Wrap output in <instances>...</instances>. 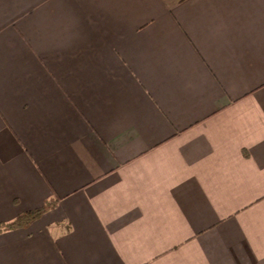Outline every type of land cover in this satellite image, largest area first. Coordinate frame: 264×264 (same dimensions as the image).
Here are the masks:
<instances>
[{
    "label": "crops",
    "instance_id": "crops-1",
    "mask_svg": "<svg viewBox=\"0 0 264 264\" xmlns=\"http://www.w3.org/2000/svg\"><path fill=\"white\" fill-rule=\"evenodd\" d=\"M50 201L0 264H264V0H0V225Z\"/></svg>",
    "mask_w": 264,
    "mask_h": 264
},
{
    "label": "trees",
    "instance_id": "trees-1",
    "mask_svg": "<svg viewBox=\"0 0 264 264\" xmlns=\"http://www.w3.org/2000/svg\"><path fill=\"white\" fill-rule=\"evenodd\" d=\"M55 202H47L42 208L25 212L19 215L15 220L0 225V234L6 231L15 230L19 228H27L44 213L54 208Z\"/></svg>",
    "mask_w": 264,
    "mask_h": 264
},
{
    "label": "built area",
    "instance_id": "built-area-1",
    "mask_svg": "<svg viewBox=\"0 0 264 264\" xmlns=\"http://www.w3.org/2000/svg\"><path fill=\"white\" fill-rule=\"evenodd\" d=\"M65 229H67V228H65Z\"/></svg>",
    "mask_w": 264,
    "mask_h": 264
}]
</instances>
